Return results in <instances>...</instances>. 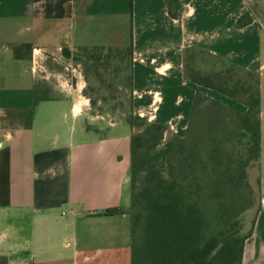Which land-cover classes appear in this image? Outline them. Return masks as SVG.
Listing matches in <instances>:
<instances>
[{
  "label": "crops",
  "instance_id": "obj_1",
  "mask_svg": "<svg viewBox=\"0 0 264 264\" xmlns=\"http://www.w3.org/2000/svg\"><path fill=\"white\" fill-rule=\"evenodd\" d=\"M177 1L171 17L166 0H0V256L6 264H131L133 129L123 119L105 123L90 113L73 60L81 48L129 43L133 115L179 137L196 93L247 110L189 80L186 52L254 67L260 151L247 177L259 200L241 264H264V0ZM115 207L121 211L105 214Z\"/></svg>",
  "mask_w": 264,
  "mask_h": 264
},
{
  "label": "trees",
  "instance_id": "obj_2",
  "mask_svg": "<svg viewBox=\"0 0 264 264\" xmlns=\"http://www.w3.org/2000/svg\"><path fill=\"white\" fill-rule=\"evenodd\" d=\"M166 2L170 16L175 17L178 1ZM107 48L116 50L117 61L127 65L128 75L122 85L132 94V44ZM18 49H14L16 57ZM186 58L187 54L185 62ZM107 61L100 57L86 59L87 83L89 72L97 77L98 69ZM184 68L192 82L230 98L247 92L242 85H236L234 93L227 91L218 73L200 75L186 69L185 64ZM206 99L200 93L194 95L185 135L171 136L161 148L158 146L166 129L161 123L141 122L138 125L142 131L131 134V264H241L243 242L250 231L239 235L236 219L253 203L244 187L247 167L257 160L260 151L258 78L254 95L243 103L247 107L244 113L210 100L211 109L197 120V106ZM226 114L231 119L230 127L225 124ZM126 122L132 129L137 124L132 113ZM243 139L244 153L237 148ZM119 211L117 207L108 208L105 214ZM0 264H6L5 257L0 256Z\"/></svg>",
  "mask_w": 264,
  "mask_h": 264
},
{
  "label": "rangeland",
  "instance_id": "obj_3",
  "mask_svg": "<svg viewBox=\"0 0 264 264\" xmlns=\"http://www.w3.org/2000/svg\"><path fill=\"white\" fill-rule=\"evenodd\" d=\"M117 53L118 52L113 48L85 49L78 50L76 52L77 60L75 62V67L80 73L81 79L84 82L82 94L88 99V108L90 113L102 117L101 120H103V122L105 123L118 119H123L126 121V119L132 113V111L130 110L132 94L125 90L122 85L123 80L128 75V69H126L127 65H125L124 63H119L117 61ZM186 54V69H191L193 72L200 75H206L204 74L205 69L209 67L217 68V73L222 76L221 86L227 91L234 93V87L236 85H242L243 87L248 88L246 93H237L235 98H233L239 103H245L247 97L254 95L257 85V74L254 70V67L251 70H241L236 67H232L228 64L221 63L219 61H209L208 58L198 52L189 51ZM90 57H100L102 59L108 58V64L103 63L102 68L98 69L97 77L99 79L95 77L93 71L89 72L87 83L84 78V69L86 68L84 66V63L86 62V59ZM186 75H188V73H186ZM202 96L207 99L203 100L201 104L197 106L195 112V118L197 120L202 119V115L204 114V112L211 109L209 102L210 100H213L205 95ZM227 108L231 109L229 107ZM226 116L228 118L225 119V124L230 127L231 119H229L230 117L228 114H226ZM133 117L137 122L136 126L133 127V132L142 131L143 127L138 125L141 122H144L145 124L155 122L153 119H148L147 117L139 118L135 117L134 115ZM173 135L177 136L174 132H172V130H170L166 126L165 132L163 133L162 142L158 146V148H161L163 143ZM244 144L245 139H243L242 142L237 146V148L242 153H244ZM245 182L247 186L244 187V191L249 193L253 203L252 206L246 208L244 211L238 214L236 220L237 229H239V235L245 234L251 227L256 206L259 200L258 193L256 190V182L248 180L247 176Z\"/></svg>",
  "mask_w": 264,
  "mask_h": 264
},
{
  "label": "built area",
  "instance_id": "obj_4",
  "mask_svg": "<svg viewBox=\"0 0 264 264\" xmlns=\"http://www.w3.org/2000/svg\"><path fill=\"white\" fill-rule=\"evenodd\" d=\"M149 119H151V118H149Z\"/></svg>",
  "mask_w": 264,
  "mask_h": 264
}]
</instances>
